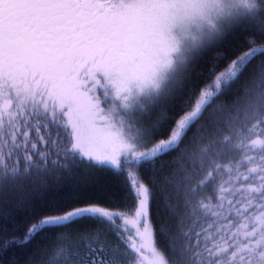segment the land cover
Listing matches in <instances>:
<instances>
[{
	"label": "snow or ice",
	"instance_id": "1",
	"mask_svg": "<svg viewBox=\"0 0 264 264\" xmlns=\"http://www.w3.org/2000/svg\"><path fill=\"white\" fill-rule=\"evenodd\" d=\"M0 264H264V0H0Z\"/></svg>",
	"mask_w": 264,
	"mask_h": 264
}]
</instances>
